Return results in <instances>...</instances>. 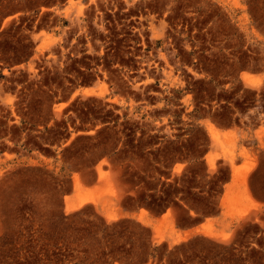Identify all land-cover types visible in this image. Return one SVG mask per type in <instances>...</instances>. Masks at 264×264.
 <instances>
[{
    "label": "rangeland",
    "instance_id": "rangeland-1",
    "mask_svg": "<svg viewBox=\"0 0 264 264\" xmlns=\"http://www.w3.org/2000/svg\"><path fill=\"white\" fill-rule=\"evenodd\" d=\"M250 147L264 171V0H0V264H264L262 213L120 215L217 212L230 167L249 200Z\"/></svg>",
    "mask_w": 264,
    "mask_h": 264
},
{
    "label": "crops",
    "instance_id": "crops-1",
    "mask_svg": "<svg viewBox=\"0 0 264 264\" xmlns=\"http://www.w3.org/2000/svg\"><path fill=\"white\" fill-rule=\"evenodd\" d=\"M259 126L260 125L257 124L256 127ZM221 131L227 132L229 129L221 128ZM253 137L254 140L257 141V146H259V138L256 134H254ZM250 148H252V154L254 156L256 165L247 172L246 180L249 200L238 198L240 195H243V192L240 190L241 186H238V178L235 174V169L230 167L229 177L222 182V190L216 203V206L219 208L217 212H203L198 208L197 203L191 206L190 203L184 201V204L181 205V201L178 199L179 201H177L179 204H177V206L173 203H170L164 208H161V210L156 211L155 207L151 204H138L137 207L133 209L123 210V212H120V215L123 217L134 218L144 225H148V227L151 229V239L153 241L156 234V226L167 219L171 220L172 224H174L173 228L175 230V234H173L172 239L176 238L177 236L192 237L194 235L204 234L205 226L208 223L211 225H216V228H218V226H222L226 233L230 234L231 232H229V230H232L233 226H235L238 221L255 216L259 213L264 214V171L262 167L263 158L260 156V154L257 155L255 147ZM245 163L246 160L241 158L240 161L237 162L236 166L241 167ZM94 168L96 167L94 166ZM82 183L86 188L90 189L101 185L98 177H96V179H94L92 182L82 180ZM76 193L77 190L73 181L72 188L69 192L65 193V197L70 198L72 203H76ZM231 194L232 197L236 198L237 200L233 203L236 207L241 209H249L244 217L236 216V211L230 208L228 200ZM104 201V198H100L95 200V202H87L82 207L87 205L96 206L98 210L105 215ZM209 205H213L211 201H209ZM171 208L174 209L171 211ZM175 209L177 211H185V217L187 219L194 220V222L186 225L181 224L179 221L175 223V220L173 221L172 216L173 213L176 215ZM165 242H171L170 237H166Z\"/></svg>",
    "mask_w": 264,
    "mask_h": 264
},
{
    "label": "bare ground",
    "instance_id": "bare-ground-1",
    "mask_svg": "<svg viewBox=\"0 0 264 264\" xmlns=\"http://www.w3.org/2000/svg\"><path fill=\"white\" fill-rule=\"evenodd\" d=\"M244 78L246 81H249V77H247L246 75L244 76ZM82 92H83V94L87 95V94L93 93L94 90L93 89H84ZM66 200H67V205H66L67 211L73 210L74 209L73 204L69 201L68 198H66Z\"/></svg>",
    "mask_w": 264,
    "mask_h": 264
}]
</instances>
